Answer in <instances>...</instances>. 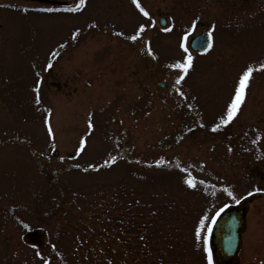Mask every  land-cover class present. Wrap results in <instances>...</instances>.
Here are the masks:
<instances>
[{"label": "rangeland", "instance_id": "rangeland-1", "mask_svg": "<svg viewBox=\"0 0 264 264\" xmlns=\"http://www.w3.org/2000/svg\"><path fill=\"white\" fill-rule=\"evenodd\" d=\"M58 1L0 0V264H225L230 207L264 264V0Z\"/></svg>", "mask_w": 264, "mask_h": 264}, {"label": "water", "instance_id": "water-1", "mask_svg": "<svg viewBox=\"0 0 264 264\" xmlns=\"http://www.w3.org/2000/svg\"><path fill=\"white\" fill-rule=\"evenodd\" d=\"M44 4L66 6V3H62L56 0H34ZM161 27H166L167 20L161 18L159 20ZM209 33L203 32L200 35L194 37L190 41L191 50L203 54L208 51L206 47H200L198 42H206ZM164 87V84H159ZM59 88V86H57ZM246 211L244 209L229 208L227 209L214 223L212 230H210L208 236L211 238V246L214 247L220 253L225 264H231L236 258L238 250L240 248L241 239L240 233L244 229V219Z\"/></svg>", "mask_w": 264, "mask_h": 264}, {"label": "snow or ice", "instance_id": "snow-or-ice-1", "mask_svg": "<svg viewBox=\"0 0 264 264\" xmlns=\"http://www.w3.org/2000/svg\"><path fill=\"white\" fill-rule=\"evenodd\" d=\"M132 3L136 5V7L140 10V12L142 13V15H144L145 17H148L149 13L147 11H145L140 4L137 3V0H132ZM84 4V0H79V6H82ZM48 11H51V9H48ZM144 30V26L141 25L139 31L143 32ZM165 31H168L167 28H165ZM139 34V33H138ZM137 34V35H138ZM137 35H133L128 37V39L135 41L137 39ZM200 47H206L208 49H210L213 45H212V36L211 34H209L208 39L206 42H198ZM181 49L187 54L188 53V48L185 47V45L183 43H181L180 45ZM149 55H153L151 50H149L148 52ZM153 58L155 59V56H153ZM192 56L190 54H187L185 56L184 62L183 63H176L173 65H169V67H173V68H178L180 69V75L177 77L175 83L177 85H179L181 83V81H183L185 79V76L188 74L189 69L193 66L192 65ZM262 68H264V65L261 66ZM252 72L251 68H248L242 75V77L239 80V84L238 86L235 88L234 90V98L232 99L231 103L227 106L226 112H227V117L226 119H223L221 122L222 124H227L228 122H230L236 115H237V111L240 108L242 102L245 99V88L247 86V81L249 79V75ZM38 102V101H37ZM89 127H92L91 124H89ZM216 128H213L212 131H216ZM49 133L51 134V131L49 130ZM83 141H81V145H83ZM111 160L114 162L115 161V157H111ZM186 183L188 184L189 187H193V183L191 180L186 181ZM229 196L232 195V193H228ZM237 203H239V201H237ZM25 227H27V225H25ZM197 236L199 238V233H197ZM205 250L207 251V241L205 240ZM208 264H212V257L209 254L208 256Z\"/></svg>", "mask_w": 264, "mask_h": 264}, {"label": "flooded vegetation", "instance_id": "flooded-vegetation-1", "mask_svg": "<svg viewBox=\"0 0 264 264\" xmlns=\"http://www.w3.org/2000/svg\"><path fill=\"white\" fill-rule=\"evenodd\" d=\"M231 264H237V263H235V262H232Z\"/></svg>", "mask_w": 264, "mask_h": 264}]
</instances>
